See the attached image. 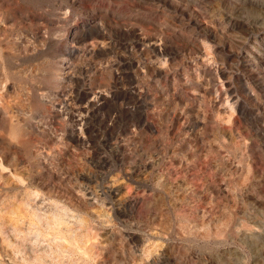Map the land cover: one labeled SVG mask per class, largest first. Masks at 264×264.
<instances>
[{"label": "rangeland", "instance_id": "obj_1", "mask_svg": "<svg viewBox=\"0 0 264 264\" xmlns=\"http://www.w3.org/2000/svg\"><path fill=\"white\" fill-rule=\"evenodd\" d=\"M0 264H264V0H0Z\"/></svg>", "mask_w": 264, "mask_h": 264}]
</instances>
